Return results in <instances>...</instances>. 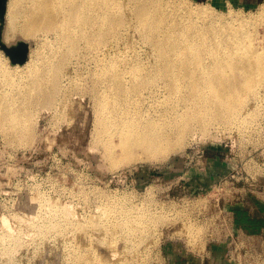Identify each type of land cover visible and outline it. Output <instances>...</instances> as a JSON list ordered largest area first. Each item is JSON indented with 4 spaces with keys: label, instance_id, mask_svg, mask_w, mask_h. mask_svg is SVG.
<instances>
[{
    "label": "bare ground",
    "instance_id": "bare-ground-1",
    "mask_svg": "<svg viewBox=\"0 0 264 264\" xmlns=\"http://www.w3.org/2000/svg\"><path fill=\"white\" fill-rule=\"evenodd\" d=\"M234 13L188 0H9L3 42L20 37L33 45L23 65L10 64L0 49V70L30 71L25 91L34 100L16 104L0 93L1 132L9 143L28 145L34 111L67 110L73 94L92 103L95 143L115 166L135 162L137 150L155 161L192 136L245 127L259 119L261 104L252 107L264 96V48L256 43L264 7L254 16ZM115 204L82 222L53 212L52 222L36 224L37 234L80 236L65 246L64 264H147V242L168 220ZM17 238L0 247L5 264H16Z\"/></svg>",
    "mask_w": 264,
    "mask_h": 264
},
{
    "label": "rangeland",
    "instance_id": "rangeland-1",
    "mask_svg": "<svg viewBox=\"0 0 264 264\" xmlns=\"http://www.w3.org/2000/svg\"><path fill=\"white\" fill-rule=\"evenodd\" d=\"M188 1L192 5L207 6L216 14L225 16L234 12L254 16L264 7V0H257L258 3L241 0ZM263 21L257 28L256 43L260 50L264 48ZM17 38L12 45L27 40ZM30 43L32 41L28 40L29 47ZM144 48L141 49L143 52L149 51ZM11 71L0 70V93H5V97L16 104L27 99L30 105L34 94L31 92L27 96L25 81L31 72ZM262 99L264 96L252 107L256 109L261 104L259 119L251 121V128L245 129L250 122L245 127L192 136L194 139L190 137L181 151L155 161L137 150L134 151L138 156L135 162L120 166H115V162L106 157L104 146L95 143L93 106L89 98L81 94H73V103L67 110L61 105L50 110H35L31 118V122L35 121L31 124L29 146L19 147L9 143L11 141L0 129V247L14 245L16 240L14 244L11 242L18 237L22 240L17 241L22 244L12 249L13 254L11 252L16 264H64L65 246L71 242L78 243L80 236L76 234L73 239L75 233L68 230L65 233L53 232L44 238L37 234L36 224L52 222L50 215L53 212L66 214L64 217L71 218L72 222H77L78 218L82 222L101 214L102 206L114 210L112 203H116L145 207L165 215L168 220L167 224L160 223L156 234H153L159 237L158 240L152 235L156 243L153 239L147 242L150 246L147 264H186L193 258H202L209 250L222 244L227 227L231 229L233 223L239 222L240 212L235 216L226 212L243 210L241 198L251 195V177L260 173V179L264 181ZM117 151L120 152L118 148ZM232 168L236 179L234 184L230 182L226 186L223 178ZM260 192L258 196L264 200V192ZM257 221L252 224H259ZM183 226L190 228L189 232L193 235ZM157 232L159 235L163 232V235L159 236ZM21 245L20 250L18 247ZM17 249L19 252H16ZM4 256L7 259V255H1L0 264L7 263L8 259ZM211 264L219 263L213 261Z\"/></svg>",
    "mask_w": 264,
    "mask_h": 264
},
{
    "label": "crops",
    "instance_id": "crops-1",
    "mask_svg": "<svg viewBox=\"0 0 264 264\" xmlns=\"http://www.w3.org/2000/svg\"><path fill=\"white\" fill-rule=\"evenodd\" d=\"M249 3H258L257 0H241ZM261 2V1H260ZM264 2V1H263ZM262 4V3H259ZM249 208V209H247ZM241 211L237 210L235 214L240 212L241 215L247 214V218L253 222L261 223L263 227L258 230V232H253L243 223L235 222V233L240 237L241 241H244L248 245L255 246L258 251H264V204L259 201H253L247 197V200L243 202ZM248 210H251L250 213ZM255 213V214H254ZM252 215V216H251ZM240 216V215H239ZM246 216V215H245ZM256 220V221H255ZM239 221V220H238ZM237 225V226H236ZM192 259V258H191ZM197 261V262H193ZM213 261L218 262L219 264H231L228 260V246L226 243L219 244L216 248L209 250L208 253H205L202 258H193L189 260L186 264H211Z\"/></svg>",
    "mask_w": 264,
    "mask_h": 264
},
{
    "label": "built area",
    "instance_id": "built-area-1",
    "mask_svg": "<svg viewBox=\"0 0 264 264\" xmlns=\"http://www.w3.org/2000/svg\"><path fill=\"white\" fill-rule=\"evenodd\" d=\"M236 168V167H235ZM259 172V170H257ZM234 168L232 170L230 169V173L226 176H224L223 180L225 181V185L229 186L232 182L234 184L233 180L236 179L234 175ZM260 173H255L251 177L252 179V185L253 188L251 191V195H246L241 198V202L243 203L245 200H247V197L250 198L253 201H259L264 203V200L261 199L258 194L260 190L264 192V185L262 184ZM241 180H236V182H239ZM244 188V187H243ZM260 194H263L260 192ZM237 210L226 212L229 215L236 213ZM228 215V216H229ZM237 226V225H236ZM225 240L221 243H226L228 246V260L231 264H264V251H258V249L253 245H248L244 241L240 240L239 234L237 235L235 233V223H233V228H226L225 230Z\"/></svg>",
    "mask_w": 264,
    "mask_h": 264
},
{
    "label": "water",
    "instance_id": "water-1",
    "mask_svg": "<svg viewBox=\"0 0 264 264\" xmlns=\"http://www.w3.org/2000/svg\"><path fill=\"white\" fill-rule=\"evenodd\" d=\"M8 1L9 0H0V49L10 58L13 65H23L28 60L30 50L29 44L24 41H18L16 44L7 46L3 42Z\"/></svg>",
    "mask_w": 264,
    "mask_h": 264
},
{
    "label": "trees",
    "instance_id": "trees-1",
    "mask_svg": "<svg viewBox=\"0 0 264 264\" xmlns=\"http://www.w3.org/2000/svg\"><path fill=\"white\" fill-rule=\"evenodd\" d=\"M239 223H243V225H245V227L247 226L250 230L252 229L253 232H258L259 229H261L263 227V225L261 223L259 224H252L248 221V218L245 215H241L240 214V220Z\"/></svg>",
    "mask_w": 264,
    "mask_h": 264
}]
</instances>
